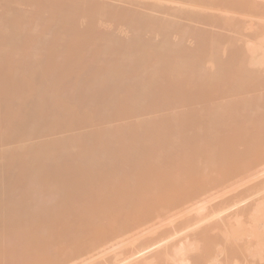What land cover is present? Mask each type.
Here are the masks:
<instances>
[{
    "label": "bare ground",
    "instance_id": "obj_1",
    "mask_svg": "<svg viewBox=\"0 0 264 264\" xmlns=\"http://www.w3.org/2000/svg\"><path fill=\"white\" fill-rule=\"evenodd\" d=\"M20 1L0 0V264H264V127L214 101L264 48L208 72L195 25L250 1Z\"/></svg>",
    "mask_w": 264,
    "mask_h": 264
},
{
    "label": "rangeland",
    "instance_id": "obj_2",
    "mask_svg": "<svg viewBox=\"0 0 264 264\" xmlns=\"http://www.w3.org/2000/svg\"><path fill=\"white\" fill-rule=\"evenodd\" d=\"M20 1V0H19ZM28 1V0H27ZM26 1V3L27 4H22L24 1H20V3L22 4H20V6H19V8H25V9H23V11H25V10H27V9H36V8H34V7H32V4H29V5H31V6H28V3L31 1H28L27 2ZM119 1H121V0H115V2L114 3H118V4H122V7H126L127 5H124V3L126 4H130V5H135V9L136 8H138V7H136V6H138L139 5V10H142V8H144V9H146L147 7V10H149V5H151L152 3L151 2H154L155 3V1L154 0H143V1H141V0H135V2H134V0H127V2H126V0H122L121 2H123V3H121V2H119ZM132 1V2H131ZM157 2H158V0H156ZM248 1H250V3L252 4V6L250 7V8H235V9H233L232 11H230L229 13H223L222 14V16H220V18H219V21L215 24V26H209L208 27V25H206V26H204L205 24H202V23H200V22H194V23H196L195 25H197L198 23L200 24H198L196 27V29H198V27L201 29L202 28V30L203 29H205V31H208V29H209V31H210V33L212 34L213 32V35H211L210 36V34H207V35H209L208 37H212V36H216V37H218V42H217V38L216 37H214V38H216L215 40H216V44L214 45V47H211L209 50H208V52H207V54L208 55H206V58H209V61H208V59H206L205 61L206 62H208V64L207 63H205V64H207L205 67H206V69H207V71L209 70L210 71V69H214L215 71H212L211 70V72H214V73H216L217 71H218V69L217 68H219V66H220V63L222 62V61H224L225 62V60H226V62L227 61H229V59L231 58L230 57V55H231V52H232V50L234 51V53L231 55V56H233L234 54H235V49H238V50H242V52L241 53H243V56H245V52L249 49V47H251V52H250V50H249V52L248 53H251V54H248L247 52V56L246 57H250L251 55L253 56V53H252V50L254 49V46L253 45H256V44H258L259 45V47L261 46V47H263L264 48V44L262 45V44H259V43H261V41L263 42L264 40H262L263 38H264V0H248ZM112 2H113V0H112ZM133 3L134 2V4H131V3ZM136 2H139V3H145V5H144V7H140V5L141 4H137ZM12 4H13V2H11ZM18 3V2H17ZM31 3V2H30ZM143 3V4H144ZM149 3V4H148ZM151 3V4H150ZM154 3H153V7H154ZM12 4H10V5H12ZM35 4V3H34ZM142 4V5H143ZM148 4V5H147ZM0 5H4L3 3H0ZM119 5V6H120ZM124 5V6H123ZM12 6H14V5H12ZM15 6L16 7H18V5L15 3ZM14 6V7H15ZM22 6V7H21ZM2 6H0V8H1ZM32 7V8H31ZM127 7H129V6H127ZM131 7H133V6H131ZM151 7V6H150ZM4 8V7H3ZM137 9V10H138ZM1 11H0V15H1V13H2V11H6V8H4V10H2V9H0ZM33 10V11H34ZM4 11V12H5ZM28 11H30V12H32L31 10H28ZM143 11V10H142ZM146 11V10H145ZM34 12H36V11H34ZM34 12H32L33 14H34ZM147 12V11H146ZM148 12H152V13H154L155 15L156 14H161V13H159L160 11H157L158 13H156L155 11L153 12V11H148ZM29 14V16H31L32 14L31 13H28ZM163 14V13H162ZM159 15H157V16H159ZM164 15V14H163ZM167 16H168V14H166ZM166 15H164V17L166 18ZM35 16V15H34ZM33 16V18H35ZM179 16H181V15H179ZM179 16H176V17H179ZM182 17L183 18H185V19H187L186 18V16H184V15H182ZM182 17L180 18V19H182ZM171 17L169 16V18L168 19H170ZM172 18H173V16H172ZM32 19V18H31ZM37 19V18H36ZM106 19V18H105ZM173 19H175V17L173 18ZM29 20H30V17H29ZM84 20V19H83ZM108 20V19H107ZM179 21V18L178 19H176V21ZM184 20V19H183ZM183 20H180L179 22H183ZM188 20V19H187ZM31 21V20H30ZM29 21V22H30ZM85 21V20H84ZM84 21L82 22V20H81V22L84 24V26H85V23H84ZM112 21L113 20H111V22L110 23H112ZM32 22L34 23L35 22V19L34 20H32ZM32 22H31V24H32ZM81 22H79L78 23V25L80 26V24H82ZM109 22V21H108ZM120 22V21H119ZM119 22H117V23H119ZM190 22V21H189ZM189 22H184V23H189ZM109 23V25H108V23L107 24H103V25H100V27H98V28H101V27H104L103 29H106L107 31H111L112 29H115L116 27L117 28H121L120 30L119 29H117L116 28V30H117V34H119V35H121V36H123V37H126V35L127 36H129V35H131V33L130 34H128L129 33V31H128V28H127V25H124V23L123 22H121V25H122V23H123V29H122V26L120 25V23H119V25L118 26H116L117 25V23L114 21V23L116 24L114 27L112 26L111 27V25L112 24H114V23H112V24H110ZM191 23V22H190ZM28 25V27H32V25ZM37 23L35 22V24H33V26L35 25V27H36V29H34L35 27H33L32 29V31H39L40 29L38 28L39 26L38 25H36ZM82 24V25H83ZM86 24H87V22H86ZM192 24V23H191ZM81 25V27L79 28L80 29V31L79 32H82L83 31V29L81 30V28H83V26ZM193 26H194V24H192ZM120 26V27H119ZM202 26V27H201ZM204 26V27H203ZM30 27V28H31ZM87 27H88V25H87ZM86 26H85V28H87ZM125 27V28H124ZM97 28V29H98ZM39 29V30H38ZM102 29V28H101ZM100 29V30H101ZM195 28H194V33L197 31V32H201L200 30H196ZM106 30H105V32H106ZM119 30V31H118ZM121 30L123 31V32H121ZM126 30V31H125ZM98 31H99V29H98ZM102 32H103V30H101ZM193 31V30H192ZM208 31V32H209ZM196 32V33H197ZM151 33V32H150ZM149 33V34H150ZM179 32H173V35H174V38H173V41L174 42H180V41H182V44L183 45H188V43H190L192 40H194V39H196V38H194L195 36V34L193 33V39H191L190 38V36H189V34H192V33H189V34H187L188 35V39L190 40L191 39V41H189L188 39H187V35H186V40H184V38H182V35H179L178 34ZM203 33H204V31H203ZM148 34V35H149ZM153 34V33H152ZM157 34V33H156ZM205 34V35H206ZM148 35H147V37H148ZM159 35V34H158ZM157 35V37H161V35H159L158 36ZM83 36V35H82ZM175 36L177 37V40L175 39ZM191 36V37H192ZM158 38V39H159ZM213 38V39H214ZM180 41H179V40ZM195 41V40H194ZM184 43H186V44H184ZM192 43H194L193 41L190 43V47L192 46V45H195V43L197 44V42L195 41V43L194 44H192ZM213 43H214V41H213ZM195 46H197V45H195ZM187 47V46H186ZM189 46H188V49H191L192 47L194 48V46H192L191 48H190ZM210 47V46H209ZM252 47H253V49H252ZM259 47H256L255 46V48H257V49H262L261 47L259 48ZM240 48V49H239ZM248 48V49H247ZM264 50V49H263ZM263 50H260V51H258V50H253V51H258V52H260V54L259 53H256V54H259V56H261V55H263L264 56V51ZM237 52V54L240 52H238V51H236ZM261 52L263 53V54H261ZM239 55V54H238ZM240 56H241V54H240ZM230 57V58H229ZM245 57V58H246ZM262 57V56H261ZM251 58V57H250ZM249 58V59H250ZM260 58V57H259ZM263 58L264 57H262V58H260V59H262V62H263ZM228 59V60H227ZM248 59V58H247ZM261 62V63H262ZM264 63V62H263ZM251 64V63H250ZM248 66H249V64H247ZM256 64H254V65H250L249 67H251L252 68V70H253V68H254V70L256 69V72H257V70H258V74H260V76H261V78L262 79H260V80H258L257 82H255V84L253 85V86H250L248 89H245V90H243L242 92H238V91H234V92H228L226 89L228 88L227 86H226V89H225V84L223 85L222 84V87L226 90V92H225V90H220V93H218L219 91H217V93H218V96L216 97V98H214V101L216 102V105L218 104V106L219 105H223V104H225L226 106H227V108H229V107H231L230 106V104L229 103H232L231 105H233V104H236V106L237 105H239L240 104V102H241V105H242V103L244 102V100L246 99V100H250L251 102H252V105L250 106V107H252V109L250 108L249 109V111L248 112H250L251 113V117H252V121H254L255 122V124L257 123V122H259V123H257L256 125H258V126H263L264 127V64H260L259 65V63H258V65H256ZM212 67V68H211ZM210 68V69H209ZM216 68V69H215ZM208 71V72H209ZM218 90V89H217ZM227 92L229 93V95H227ZM216 99V100H215ZM213 101V102H214ZM227 104H229V106L227 105ZM222 106V107H224V108H221V110L220 111H223L222 109H227V108H225L226 106ZM220 107L221 106H219V108L218 109H220ZM239 108H240V105L238 106ZM236 108L235 107V105L233 106V107H231V109L232 108H236L237 110L239 109V108ZM230 108H229V110H231ZM178 110H180V109H178ZM228 110V109H227ZM150 116H153V115H150ZM135 120V119H134ZM133 120V121H134ZM130 121L132 122V119H129V120H119V121H116V125H118L119 123H120V125H125L127 122H129L130 123ZM257 121V122H256ZM253 122V123H254ZM122 123H124V124H122ZM263 124V125H262ZM264 161L262 162V164H261V168H260V166H259V169L262 171V169H264L263 167H264ZM263 174V176H264V170H263V172L261 173V175ZM262 176V177H263Z\"/></svg>",
    "mask_w": 264,
    "mask_h": 264
}]
</instances>
